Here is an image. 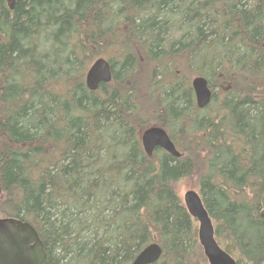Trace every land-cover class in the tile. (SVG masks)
Segmentation results:
<instances>
[{"label":"trees","instance_id":"16d2710c","mask_svg":"<svg viewBox=\"0 0 264 264\" xmlns=\"http://www.w3.org/2000/svg\"><path fill=\"white\" fill-rule=\"evenodd\" d=\"M102 55L112 80L90 90ZM150 125L180 157L147 155ZM191 176L220 245L264 264V0H0V213L45 264H131L152 242V264H209L175 188Z\"/></svg>","mask_w":264,"mask_h":264},{"label":"water","instance_id":"95a60500","mask_svg":"<svg viewBox=\"0 0 264 264\" xmlns=\"http://www.w3.org/2000/svg\"><path fill=\"white\" fill-rule=\"evenodd\" d=\"M10 9L15 8L16 0H7ZM112 80V65L106 57H98L86 72L85 81L90 90H97L101 83ZM192 88L197 106H208L213 97V90L206 77H193ZM141 142L147 155L152 156L156 148H162L175 157L181 152L172 141L168 131L159 125H150L140 133ZM183 201L193 218L198 222V239L209 264H238L236 258L226 251L216 239L214 222L206 209L199 192L190 188L183 195ZM264 217V193L262 211ZM163 253L158 242L145 246L131 264H152ZM44 243L36 228L29 222L17 217L0 218V264H45Z\"/></svg>","mask_w":264,"mask_h":264},{"label":"rangeland","instance_id":"374dc122","mask_svg":"<svg viewBox=\"0 0 264 264\" xmlns=\"http://www.w3.org/2000/svg\"><path fill=\"white\" fill-rule=\"evenodd\" d=\"M103 57H106V56H103ZM175 188H176L177 192L183 198V195L187 189L194 188V189L198 190V177L197 176H191V177L182 178L178 182L175 183ZM1 216H2V214L0 213V217ZM197 225H198V223H197ZM242 264H244V263H242Z\"/></svg>","mask_w":264,"mask_h":264}]
</instances>
